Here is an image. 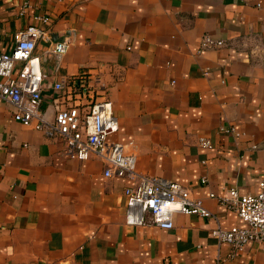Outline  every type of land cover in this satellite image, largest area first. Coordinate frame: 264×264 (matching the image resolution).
<instances>
[{"label": "crops", "instance_id": "crops-1", "mask_svg": "<svg viewBox=\"0 0 264 264\" xmlns=\"http://www.w3.org/2000/svg\"><path fill=\"white\" fill-rule=\"evenodd\" d=\"M27 1L0 0V51L42 15L53 41L71 39L62 55L34 48L48 116L64 100L54 82L100 73L118 121L108 139L136 154V173L181 183L212 216L126 224L135 178L69 158L0 99V264H264V242L232 254L210 234L247 226L210 194H255L264 177V0Z\"/></svg>", "mask_w": 264, "mask_h": 264}, {"label": "built area", "instance_id": "built-area-1", "mask_svg": "<svg viewBox=\"0 0 264 264\" xmlns=\"http://www.w3.org/2000/svg\"><path fill=\"white\" fill-rule=\"evenodd\" d=\"M24 5L28 6L27 0ZM37 20L39 25L29 24L14 33V46L10 52L0 51V99L13 107L14 120L41 130L48 137L61 139L63 151L69 158H99L105 165L103 175L106 177L135 178L132 186L123 189L125 223L128 225L152 224L170 229L176 213L212 216L201 200L192 197L181 183L136 173V154L127 151L123 144L108 139L118 129V121L111 102L105 97L106 85L100 73L79 74L54 82L51 88L64 100L58 101L54 115L48 116L42 109L44 75L39 56L33 53L34 48L38 42H43L48 52L62 55L69 48L71 39L65 36L53 41L43 27L48 17L42 15ZM220 130L234 136L240 134L231 125L222 126ZM198 143L202 148H213L208 138L200 137ZM210 196L235 211L247 224L246 227L228 229L215 226L210 234L217 244H229L231 253L236 254L252 241L264 242V177L259 179L255 194H241L237 188L230 187L221 195Z\"/></svg>", "mask_w": 264, "mask_h": 264}]
</instances>
